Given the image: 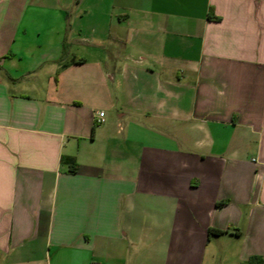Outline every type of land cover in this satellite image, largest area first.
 <instances>
[{
	"label": "crops",
	"instance_id": "0c3cea01",
	"mask_svg": "<svg viewBox=\"0 0 264 264\" xmlns=\"http://www.w3.org/2000/svg\"><path fill=\"white\" fill-rule=\"evenodd\" d=\"M253 259L264 0H0V264Z\"/></svg>",
	"mask_w": 264,
	"mask_h": 264
},
{
	"label": "trees",
	"instance_id": "16d2710c",
	"mask_svg": "<svg viewBox=\"0 0 264 264\" xmlns=\"http://www.w3.org/2000/svg\"><path fill=\"white\" fill-rule=\"evenodd\" d=\"M66 160V158H63V161ZM69 164L71 165V168H70V171L75 173L77 171V164L74 162V158H70L69 159ZM224 202H220L219 205L223 204ZM225 232L219 230V229H214V228H211L209 229V236H219V235H222L224 234ZM256 259V258H255ZM253 259V264H256L254 263V260Z\"/></svg>",
	"mask_w": 264,
	"mask_h": 264
},
{
	"label": "built area",
	"instance_id": "2783aa9c",
	"mask_svg": "<svg viewBox=\"0 0 264 264\" xmlns=\"http://www.w3.org/2000/svg\"><path fill=\"white\" fill-rule=\"evenodd\" d=\"M104 116H105V114H104L103 112H101V113L99 114V118H98V120H97V123H98V124H102V123H104Z\"/></svg>",
	"mask_w": 264,
	"mask_h": 264
}]
</instances>
